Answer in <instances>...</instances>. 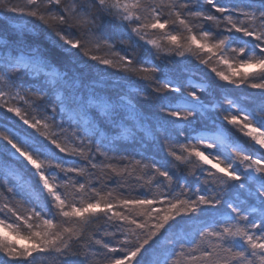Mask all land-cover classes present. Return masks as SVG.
<instances>
[{"label":"snow or ice","instance_id":"obj_1","mask_svg":"<svg viewBox=\"0 0 264 264\" xmlns=\"http://www.w3.org/2000/svg\"><path fill=\"white\" fill-rule=\"evenodd\" d=\"M0 12V264H264V0Z\"/></svg>","mask_w":264,"mask_h":264},{"label":"trees","instance_id":"obj_2","mask_svg":"<svg viewBox=\"0 0 264 264\" xmlns=\"http://www.w3.org/2000/svg\"><path fill=\"white\" fill-rule=\"evenodd\" d=\"M17 21L8 19L2 12H0V27L7 25L9 27H15Z\"/></svg>","mask_w":264,"mask_h":264}]
</instances>
